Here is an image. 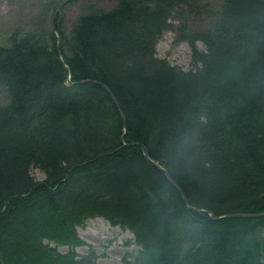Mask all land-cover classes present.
Masks as SVG:
<instances>
[{
  "label": "trees",
  "instance_id": "16d2710c",
  "mask_svg": "<svg viewBox=\"0 0 264 264\" xmlns=\"http://www.w3.org/2000/svg\"><path fill=\"white\" fill-rule=\"evenodd\" d=\"M110 1L0 44V264H95V218L133 235L121 264H264V217L215 218L264 212V0ZM183 5L213 20L186 71L155 52Z\"/></svg>",
  "mask_w": 264,
  "mask_h": 264
},
{
  "label": "rangeland",
  "instance_id": "374dc122",
  "mask_svg": "<svg viewBox=\"0 0 264 264\" xmlns=\"http://www.w3.org/2000/svg\"><path fill=\"white\" fill-rule=\"evenodd\" d=\"M64 0H0V44H6L8 37L14 29L25 30L37 27L36 22L41 16L44 4L52 3L58 6ZM219 0H206L209 6L216 5ZM115 2L110 0H75L66 3L59 14L64 31H70L71 24L81 14H85L88 7L94 6L101 10H110ZM54 10H45L44 31L53 29L52 19ZM209 14L195 17L188 12L183 5L172 14L169 24L170 28L163 34L156 45V57L164 60L172 66L183 70H189L191 64V50L186 41L182 38L188 32L198 31L212 23ZM197 48L203 50V46L197 43ZM7 96L4 90L0 89V105L6 102ZM31 174L37 181H43L45 176L40 171L33 169ZM80 239L86 244L76 251L79 255H87L89 251L96 256L95 264H121L125 255L135 252L132 245L133 235L120 227H113L103 218H95L86 222L83 227L77 229ZM63 254L67 248H60Z\"/></svg>",
  "mask_w": 264,
  "mask_h": 264
},
{
  "label": "water",
  "instance_id": "95a60500",
  "mask_svg": "<svg viewBox=\"0 0 264 264\" xmlns=\"http://www.w3.org/2000/svg\"><path fill=\"white\" fill-rule=\"evenodd\" d=\"M70 0H64L55 10L53 19L54 20L57 16V14L60 12L62 7L69 2ZM59 47V41L57 42V48ZM82 83V82H81ZM142 152L144 154V157L147 158V152L145 147L141 146ZM149 162H151L154 166H156L158 169H162L157 163L151 161L148 159ZM168 181L180 192V194L183 196L182 192L180 191L179 187L172 181V179L166 174ZM185 204L188 206V208H191L185 197L183 196ZM195 210V209H194ZM196 212H204L203 210H195ZM259 217H264V212L258 213V214H229V215H224L220 217H215L216 219H223V218H259Z\"/></svg>",
  "mask_w": 264,
  "mask_h": 264
},
{
  "label": "clouds",
  "instance_id": "9594fccd",
  "mask_svg": "<svg viewBox=\"0 0 264 264\" xmlns=\"http://www.w3.org/2000/svg\"><path fill=\"white\" fill-rule=\"evenodd\" d=\"M184 147L182 144H176L174 145V157H178L183 154Z\"/></svg>",
  "mask_w": 264,
  "mask_h": 264
}]
</instances>
